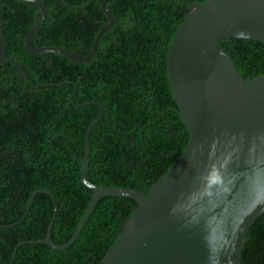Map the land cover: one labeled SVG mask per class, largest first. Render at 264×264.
Returning a JSON list of instances; mask_svg holds the SVG:
<instances>
[{"label":"trees","instance_id":"trees-1","mask_svg":"<svg viewBox=\"0 0 264 264\" xmlns=\"http://www.w3.org/2000/svg\"><path fill=\"white\" fill-rule=\"evenodd\" d=\"M42 1L48 8L47 16L33 34L31 44L35 47L57 46L87 55L97 33L109 22L102 9V0ZM194 1L108 0L107 6L115 17V24L102 36L92 59L87 63H78L57 52L28 51L25 38L40 18L41 9L36 3L26 0H4L0 11V28L7 57L19 61L28 75L19 79V65L14 62L0 67L2 141L6 143L15 136L16 129H12L11 120L4 116L13 115L11 109L19 106L20 99L69 98L75 92L73 100L81 103L79 154L82 157L88 128L101 115L100 105L104 109L101 120L92 128L89 137L88 178L101 185L124 186L147 192L183 151L190 133L177 114L173 122L174 136L162 144L165 135L150 125L155 123L151 105L136 102L135 98L126 94L111 96L107 91L108 81L110 76H118L121 80H116L115 84L134 86L138 65L157 64L156 59L167 63L172 38L190 11L189 4ZM222 45L246 80L264 73L263 40L233 37L222 40ZM150 59L155 61L151 62ZM93 65L101 67L98 69L101 74L99 84L92 81ZM95 83L99 88L97 92L93 87ZM77 89L81 90L78 95ZM55 105L59 107L57 102ZM34 107L43 105L39 103ZM155 107L162 108L158 104ZM144 109L148 113H144ZM166 129L169 131V127ZM127 131L137 132L136 138L144 142V148H133L128 153L135 159L134 164L130 165L123 155L128 140ZM166 136L169 138L168 133ZM18 148L22 149L17 153L19 159L11 156L0 171V175L6 176L5 182H0V223L9 224L19 220L26 211L32 193L39 188H47L55 196L57 207L52 239L58 244L67 242L87 210L94 191L81 181L79 166H71L70 174L61 165L58 167L55 149L54 155L48 158L49 162L55 164L54 167L31 170L14 166L25 161L27 155L31 158L36 156L30 153L28 146L19 145ZM42 153L37 155L41 157ZM71 161H75L74 153L71 154ZM65 163L69 164L67 161ZM9 183L12 184L11 188L7 187ZM5 185L7 191L2 187ZM136 206L137 202L132 198L101 197L84 228L69 247L58 250L46 243H24L18 247L14 257L15 248L22 241L47 236L54 214V202L50 195L38 193L20 223L8 228L0 226V264H99ZM247 237L242 264H264V214L251 226Z\"/></svg>","mask_w":264,"mask_h":264},{"label":"water","instance_id":"water-1","mask_svg":"<svg viewBox=\"0 0 264 264\" xmlns=\"http://www.w3.org/2000/svg\"><path fill=\"white\" fill-rule=\"evenodd\" d=\"M41 9L28 31L25 47L32 53L57 52L87 63L115 17L102 0L109 18L87 55L57 46L35 47L31 38L47 16L42 0H26ZM4 0H0V11ZM168 48V78L182 121L190 138L169 169L147 192L101 185L88 178L89 137L101 115L88 128L81 158V181L93 196L71 238L52 239L57 207L47 188L35 190L23 216L1 227H13L28 214L38 193L54 202L47 236L24 243H46L54 249L69 247L104 196L132 198L137 206L99 264H242L251 226L264 214V73L246 80L222 45L227 38L264 41V0H195ZM19 65L18 77H27L19 61L7 57L0 28V67Z\"/></svg>","mask_w":264,"mask_h":264},{"label":"flooded vegetation","instance_id":"flooded-vegetation-1","mask_svg":"<svg viewBox=\"0 0 264 264\" xmlns=\"http://www.w3.org/2000/svg\"><path fill=\"white\" fill-rule=\"evenodd\" d=\"M153 62L155 59H150ZM157 64L151 63L149 65H138L137 74L138 76L134 80V86L129 85H117L116 80H121L118 76H110L108 81V93L115 97L117 95H127L135 98L136 102H147L151 105L152 119L155 123L150 125L154 129H158L162 132L164 137V143L169 142L174 136V119L179 114L178 104L176 98L171 90L167 63L160 62L156 59ZM114 65H108V67ZM107 67V68H108ZM93 75L92 81L99 84L101 74L98 69L101 67L92 66ZM122 70V69H121ZM123 71V70H122ZM159 81H156V80ZM130 82L129 79L124 78ZM97 83L93 84L94 90L99 91ZM111 85V86H110ZM157 85V86H155ZM104 87L103 85H101ZM81 90L77 89V95L80 94ZM75 92L71 93L69 98H57V99H20L19 106L16 105L14 109H11L13 115H5V119L11 120L12 129L15 128V136L6 143L2 141L0 135V171L3 170L4 164L8 163L9 158L14 156L19 159L17 153L22 152V149L18 148L28 146L30 153L36 155L31 158L27 155L25 161L15 163L14 166L23 169L28 168L31 170L54 167L53 162H49L48 158L53 154L55 149L58 153L57 160H59L58 167L61 165L63 169H67L70 174L71 166L76 168L79 166L80 172L79 177L81 179V143H80V132H81V103L73 100ZM57 102V107L55 103ZM42 103L43 107L35 108L34 106ZM45 103V105H44ZM92 103H97L92 101ZM85 105V103H82ZM156 104L162 106L161 109L156 108ZM101 108V107H100ZM36 112V113H35ZM144 113H148L146 109ZM100 117V116H99ZM98 117V118H99ZM3 118L0 114V119ZM149 125V124H148ZM169 127V131L166 128ZM58 130V132L56 131ZM168 133L169 138L166 136ZM0 134H1V123H0ZM91 134V132H90ZM127 143L124 145L123 155L128 165L134 164L135 159H132L128 153L132 152V149L144 148V142L136 138L137 132H128ZM23 138H19V137ZM19 138V139H18ZM146 143V142H145ZM44 151V153H42ZM42 153L39 157L37 154ZM74 153L75 161H71V154ZM69 162V164L65 163ZM5 175H0V182H5ZM11 188L12 184L9 183L7 187ZM7 191V187L2 186Z\"/></svg>","mask_w":264,"mask_h":264}]
</instances>
